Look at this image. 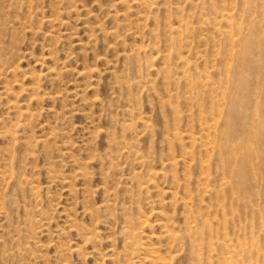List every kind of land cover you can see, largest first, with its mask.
<instances>
[{
	"label": "rangeland",
	"instance_id": "obj_1",
	"mask_svg": "<svg viewBox=\"0 0 264 264\" xmlns=\"http://www.w3.org/2000/svg\"><path fill=\"white\" fill-rule=\"evenodd\" d=\"M0 264H264V0H0Z\"/></svg>",
	"mask_w": 264,
	"mask_h": 264
},
{
	"label": "bare ground",
	"instance_id": "obj_2",
	"mask_svg": "<svg viewBox=\"0 0 264 264\" xmlns=\"http://www.w3.org/2000/svg\"><path fill=\"white\" fill-rule=\"evenodd\" d=\"M238 99V98H237ZM243 100V99H242ZM234 103V102H233ZM234 107V106H233ZM241 109V108H240Z\"/></svg>",
	"mask_w": 264,
	"mask_h": 264
}]
</instances>
